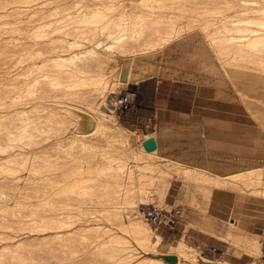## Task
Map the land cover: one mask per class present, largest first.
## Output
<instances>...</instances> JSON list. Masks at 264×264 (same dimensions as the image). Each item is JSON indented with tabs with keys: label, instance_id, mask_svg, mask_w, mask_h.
I'll return each mask as SVG.
<instances>
[{
	"label": "bare ground",
	"instance_id": "bare-ground-1",
	"mask_svg": "<svg viewBox=\"0 0 264 264\" xmlns=\"http://www.w3.org/2000/svg\"><path fill=\"white\" fill-rule=\"evenodd\" d=\"M33 1L0 0V19L5 15L6 17L13 15L12 28L15 27L14 31L10 32L13 36L3 40L4 44L10 47L0 49V81H9L0 83V201L7 209V213L8 210L14 213L18 211L16 218L27 217L24 215L25 212L17 216L19 211L25 210L27 206H32L30 209L32 213L34 207L46 212L49 210L47 208L55 207V210L63 212L49 215L42 212V215H36L38 213L26 211L29 218L24 224L21 221V227L17 226L19 231L12 233L0 230V264H28L29 260L30 262L38 260L37 263H41L38 258L36 259V254L34 255L37 247H31L30 244L37 242L41 246V243H48L54 239L60 241L57 243L59 244L57 250L68 259V264H226L207 259L181 238L171 242L165 252H162L160 248L162 237L142 215V217L137 215L135 207L139 198L136 199L134 194L136 192L145 194L147 189L155 185L157 179L173 177L180 178L186 183H193L196 186L195 193L199 192L201 187L208 188V193L212 189L244 191L247 198L243 208L241 207L238 224L236 225L234 219L230 218L226 232L228 237L233 233H242L248 223L264 224V168L249 167L221 174L160 156L155 136L141 135L137 131L117 125L113 115L105 112L106 109H109L108 112H114L112 101L118 87L126 88L129 82L139 83L146 74L160 71L150 63L134 64L138 56L145 53L142 49H154L155 45L167 42L166 40L170 38L168 35L174 33L172 29L176 23L175 17L165 12L166 8L172 9L168 3L164 5L168 0H139L145 8L132 9L135 13L132 17L130 15L125 17L124 10L112 4L77 7L73 13L61 17L49 16L50 19L45 23L32 22L33 25L29 26L34 30L28 31L26 26L28 17L17 14L36 12L38 8L33 6ZM51 1L47 0L46 3ZM156 2L163 4L156 7ZM249 4L248 0H244L241 12L243 9L250 11L253 8L264 11L261 3L251 7L247 6ZM114 11L119 14L109 15ZM157 11L161 14L159 15ZM51 12L57 15L58 7L54 6ZM51 12L48 11V15ZM156 13L158 16H155ZM42 16L47 18L45 14ZM260 17L257 18V22L250 16L239 19V22L247 24L244 27L240 24L237 29L236 27L232 29L234 27L232 23V28L227 27L230 26L227 22L228 25L223 27L227 33H221L219 30V33H215L219 36H214L213 31L203 32L205 43L214 48L213 57L215 56L221 63V67L214 70L219 74L222 68L221 72L233 79L245 77L239 82L264 94V14ZM39 19L41 21L38 17L37 20ZM234 22L236 23V20ZM253 22L257 25L256 29L251 28ZM8 23L6 24H11ZM208 24L201 26L203 29L210 27V24L214 26L213 22ZM229 30H234L233 32L237 30L236 33L239 34L230 35L232 32H228ZM115 49L119 53L122 52L119 57L118 54L111 55L105 52L106 50L112 52ZM43 52L47 55L42 56ZM193 57L196 56L192 55ZM179 64L182 66L184 63ZM134 66L137 68L136 71H133ZM120 73L124 76V82L119 79ZM258 106L264 109V105ZM96 131H100L101 135H107V141L112 140V143L117 141L119 146L113 143L116 147L113 145L114 148L108 150L111 145L108 142L105 144L108 147L92 144L93 142L87 143L86 137L95 134ZM50 136L54 137L55 141L52 144L55 142L57 149L65 150L62 147H65L68 141L78 142V147L83 151L93 150L94 164L85 165L86 167L70 165L72 167L70 169L68 167L67 175L65 173L61 177H53L42 174L37 179L38 174L35 173H44L40 163L46 160L43 159L45 153L48 151L53 153L44 149L50 146L51 142L47 146L40 145L41 138L47 139ZM150 137L156 139L157 147L152 151H146L142 142ZM69 147L74 148L73 144ZM78 151L76 154L71 152L80 155L81 153L77 154ZM53 154L51 156L50 153V157H54ZM59 156L56 159L59 160ZM129 159H132L134 164L130 165ZM73 161L75 162V159ZM56 164L58 166L60 162ZM45 169L48 170L49 166ZM34 179L38 182H34ZM169 184L167 186L166 182L162 181L161 188L156 187L161 196H166L164 194ZM36 187L42 190L35 194L32 200L26 189L31 191ZM208 193H205L204 197L209 195ZM145 198L141 197L139 202L146 203ZM72 209L76 212L69 211ZM1 218L7 219L5 216ZM2 223L0 221V226L4 224ZM2 227L0 228H6ZM14 227L13 230L16 229ZM135 245L149 255L139 256ZM249 245L239 253L240 264H255L256 256L261 253L260 242L252 240ZM55 249L53 246V250ZM48 254L50 255L49 252ZM162 254L171 255L168 256L171 261L159 257ZM54 256L50 258L54 259ZM174 256L178 258L177 261L173 260ZM60 257L62 256L58 258Z\"/></svg>",
	"mask_w": 264,
	"mask_h": 264
},
{
	"label": "rangeland",
	"instance_id": "rangeland-1",
	"mask_svg": "<svg viewBox=\"0 0 264 264\" xmlns=\"http://www.w3.org/2000/svg\"><path fill=\"white\" fill-rule=\"evenodd\" d=\"M54 1L52 0L51 3H46L47 0H34L33 6L39 9V11L37 9L36 11L37 13L36 12L32 13L30 11H27L26 13L17 14L21 16L25 15V18L28 17L26 18V20L28 19L29 21V22L27 21L29 24H27L26 22L28 31L30 29H31L30 31L34 30L33 28H30L31 26H29L32 24V22L35 24L45 23L47 20L50 19V17L51 18L56 17V16L61 17L64 15H67L70 12L73 13L75 8L77 7L101 6L102 3H105L103 5L112 4L114 6H117L123 9L124 10L123 15L125 17H129V15L130 17H132V15L135 16V13L132 11V9H137L138 7L145 8V6L139 0H82V1L81 0L79 1L78 0H54ZM243 1L244 0H183V1L182 0L181 1L180 0H170V1L168 0L166 1V3H164V5L168 3L169 6L171 5L170 7H172V9L166 8L165 12L170 13L171 15H173V17H175L176 23H175L174 28L172 29V31L175 34L172 33L171 36L168 35L171 39L167 36L169 38L168 40H166L167 42L164 41L165 43L163 42L161 44L155 45L154 49H151V50L142 49V52L144 51L145 53H142L138 56V58L136 59L137 61L135 62L134 65L138 63H150L155 68L160 70L158 72L151 73L150 75L146 74L144 78H142L141 81H143L144 79H147L148 77L149 78L151 77L152 78L151 81H154V79H160V80H166V81H181L185 83L183 84L180 82L178 84H172V85L163 84L162 85V93L169 94V95L171 94L173 95L176 89L181 90V89H185V87L189 88V92H188L189 95L186 98L185 105L182 106L180 101L172 100V98H171L172 101L168 100L166 102L165 101L158 102V104L160 105H157V107H160L162 109H169V108L174 109L176 107L182 108L183 110L182 114H177V113L173 114L167 111H161L156 116V118H152V115L150 113H147V116H151V118L145 117L144 119L142 118L143 116H141L140 121L137 122L132 118L131 113L121 112L117 108H113L115 109L113 112L114 114L111 113L110 111L108 112L109 109H106L105 112L107 114L113 115L114 122L117 123V125L124 126L132 131H137V133L141 135L155 136L159 142L158 155L160 156H165L167 158L179 160L190 166H198L202 168H207L209 170H212L213 172H217L221 174L231 173V172L243 170L249 167L264 168V109H261L258 106L261 104L264 105V94L260 91L247 88L246 86H244L242 83L239 82L240 80H243L245 77L233 79V78L228 77L223 71L221 72L222 68H220L219 74L216 70H214L216 69V67L219 68L221 63L217 61L215 56L213 57V54L215 55V51H213L214 48L213 46H209V44L205 43V39H204L205 32H203V31L209 30L211 32L212 31L214 32L213 33L214 36H219V34L215 35V33L216 32L219 33V30L221 31V33H227L226 32L227 30H225L224 32L225 28L223 27L227 26L228 23L230 24V26H227V27H231V23L233 24L232 27L233 26L234 27L233 28L231 27L232 29H234L235 27H236L235 29H237L238 26H240V24L242 25V27H244L247 23L245 24L243 22H239L238 20L246 19L244 17L248 18L249 16L254 18L255 20L254 22H257L258 20L257 18L262 16L264 14L263 13L264 11L263 12L257 11L256 9L253 8L250 11H247L248 9L246 10L243 9L244 11L241 12V8H243L241 7L243 6L242 5ZM248 1L250 4L247 6H250V7L251 5H257V4L259 5L260 3L261 5L263 4L264 6V0H248ZM36 3H38L39 5H37ZM159 4L162 5L163 3L156 2L155 3L156 7H158ZM54 6L58 7V12L56 13L57 15H55L54 12H51ZM41 11H43L42 13L45 14V16L47 17L46 19L44 16H42L43 14L41 13ZM48 11L51 12L49 13V15H48ZM157 13L161 14V12H158V11ZM157 13L155 14V16H158ZM118 14L119 12L117 11L109 13V15H114V16H117ZM177 14L179 16H177ZM6 16L7 15L3 16L0 19V31H1L0 32V41H1L0 49H3L4 47H10V45L4 44L3 40L6 37L7 38L12 37L13 34H11L10 32L14 31L15 29V27L12 28L14 26L12 24L14 21V16L11 14L10 16L8 15V17ZM37 16L41 18V21L40 19L37 20L38 19ZM234 20H236V23L234 22ZM1 21L4 23L6 21H7L6 23L10 22L12 25L11 24L7 25L6 23L5 24L3 23V25H1L2 23ZM207 21H209L208 23L213 22L214 26L210 24V27L208 26V28L203 29L204 27L202 28L201 24L203 26H205V24L209 25ZM224 21L226 22L223 23ZM193 22L194 24H192ZM237 22L239 23V25ZM254 22L253 24H251L253 25L251 28L256 29L257 25ZM21 24L22 26L24 25V23H21ZM215 27L217 30L215 29ZM6 29L8 31L7 33H10V34L6 33ZM233 31L229 30L228 32H232V33H229L230 35L239 34V33H236L237 30H235V32ZM14 35L19 36V34L17 35L15 33ZM142 48L144 47L142 46ZM105 52L108 54L111 53V55L113 53L118 54V57H119V54L120 55L122 54L121 51L119 53L116 49L115 51H112V52L111 51L108 52L107 50ZM45 55H47V53L43 52L42 56H45ZM192 55L196 57L192 58ZM180 62L184 64L180 66L181 65L179 64ZM136 70L137 68L136 66H134L133 71H136ZM212 70L215 71L214 72L215 74L213 73ZM119 79L123 81L124 79L123 74L121 73L119 74ZM6 81L3 80V81H0V83L6 82ZM141 81H139V83ZM136 84L138 83L129 82L126 85V87L129 90H134L135 89L134 87H136L135 86ZM194 95H195V102L193 103L192 96ZM250 97L251 98L254 97V98L251 99ZM136 102H137V99H136ZM92 138L94 139L93 141H92ZM41 139H42L41 140L42 142H40L41 143L40 145H43V146L44 145L47 146V144L51 142L49 143L50 146L48 145V147H44V149L46 150V152L47 150H51L53 151L54 154L50 151L47 152L48 154L45 153L46 156L44 155L45 158L43 157V159L48 160L47 161L48 163L45 162L46 160H43V163H40L41 161L39 162L38 160V162L42 164L41 167L44 173L42 172L35 173V175L38 174L36 178L41 177L42 174L50 175L53 177H57V176L61 177L63 174L65 175V173L67 175L68 173L67 171L72 166L80 165V166L86 167L87 165L94 164V163L92 164L93 155H94L93 150L92 151L89 149H86L84 151L81 150V148L78 147L79 145L78 142L70 143L66 141V143L68 144L69 143L73 144V147H74L73 149H75V147L77 146L75 149V150L79 149V151L77 150L78 151L77 154L81 153L82 155L81 154L75 155L77 151L73 150L71 147H69L70 144L68 145L65 142H64L65 147H62V148H65V150H62L60 148L57 149L56 147L57 145L55 144V142L54 144H52V142L55 141L53 136L52 137L50 136L47 139H44V138H41ZM107 139H108L107 135L105 134L101 135L100 131H96L95 134L86 137L85 141L87 143L93 142L92 144H97V145L101 144L100 146H103V147H108V145L105 146V144L109 143L111 145L108 147V150H111L112 148H114L115 145L117 147L119 146L117 141H116L117 144L115 141H113V143L115 144L114 145L112 143V140L107 141ZM53 146H55L56 148ZM69 149L75 154H73ZM66 150H68V152L72 154H68ZM57 151H60V152L58 153ZM63 151H64V154H63ZM50 153H51V156L53 154L54 157H50ZM66 153L67 155L65 156ZM59 154H61L62 156L61 155L59 156ZM47 155H49L48 158H47ZM57 155L59 156V160L56 159L58 158ZM70 155H72L71 160L69 159ZM74 159H75V162L73 161ZM98 159H100V157ZM53 160L55 161L54 163H53ZM68 160H70V163ZM58 161L60 162V164ZM64 161H65V164H64ZM44 162L45 164H47L46 166H43L45 165ZM128 162L130 163V165L134 164L132 159H129ZM56 163H58L59 165L57 166ZM40 164L37 163V165L39 166ZM70 165L72 166L70 167ZM48 166H49V169L48 170L45 169V168H48ZM50 166H52L51 168L53 169H51ZM55 167H56V170L58 169L57 171L55 170ZM54 173H57V174H54ZM162 181L166 182L167 186L170 183L169 187H166V193L164 194L166 195L165 197L161 196L159 189L156 188V187L161 188ZM34 182L37 183L38 180L34 179ZM34 188H32L31 191L30 189L29 190L26 189L27 191L26 193L30 195V198H33L32 200H34L35 194L40 193L42 190V188L41 189H37V187L36 189ZM195 188L196 186L193 183L183 182L182 179L177 178V177H173L170 179L166 178L163 180L160 178V179H157V181L155 182V185H153L151 188L145 191V194L141 192H136L134 194V197H136V199L138 198L140 199L141 197L145 196L146 203H154L168 211H171L176 216L177 220H180L181 222L185 224V228L196 227V229L198 228V229L205 230V231H210L208 229H212L213 227L215 229L217 228L218 232L214 233V237H219V239L223 241V245H225V247H218L216 244L211 245V246L210 245H198L197 246V245H192L189 242L185 241L188 245L194 247V250L197 253L199 252L207 259L216 261L218 263L240 264L239 253L243 250L245 246L246 247L250 246L249 244H250V241L252 242V240L260 242L261 250L264 249V239H263V236L260 234V230L257 228V227H263L264 224L253 225L252 223H248L243 228L242 233H238V232L233 233L232 236H228V237L227 235H225L226 229L229 226L228 222L231 221L230 218L234 219V222L236 223V225L238 224V220H239L238 218L240 216L239 214H241L242 212L241 207L243 208L245 199L247 198L246 193L244 191H235V190H230V189H212L210 190L211 192L208 193L207 191L209 190L208 188L201 187L200 191L195 193ZM153 189H155V191ZM32 190L34 194L32 193ZM205 193H208L209 195H205L204 197ZM6 197H7V194H6ZM139 199L137 200L135 209H136V213L138 212L137 215L139 214L138 216L142 217L138 208L141 206V204H145V203H140ZM1 203L2 202L0 201V204ZM4 207L5 206L3 204L0 205V212H1L0 221L1 223L2 222L4 223L5 221H7L4 224L2 223L3 224L2 226L4 227L6 226V228L4 229L0 228V230L6 231V232H12V233L19 231L18 228L21 227L22 223L24 224L25 222H27L29 218L28 216L29 213L28 214L26 213L32 211L30 210L32 206L31 207L27 206V208L25 207L26 208L25 210H21L19 211L20 213L17 214L18 216V215H22V213L25 212L24 215H27V217L23 216L24 218L23 217L16 218V213L18 211H15L16 213H14V211L12 212L8 210V213H7V209H5ZM34 208H35L33 209L34 212L38 213L36 215H42V212L45 215L63 212L62 210L59 211V209L55 210L56 209L55 207L47 208L49 209L48 212H46V210L44 211L41 210V208H38V209L36 207ZM37 211H39L40 214ZM51 211H54V212H51ZM69 211L73 213L76 212V210L74 209L69 210ZM11 214H14V215L10 216ZM1 216H5L7 219H2ZM15 219H16V222H15ZM17 220H18V223H17ZM9 225H11V227L15 226L16 229L14 227L15 230H13V227L11 228ZM18 225L19 227H17ZM7 227L8 228L10 227L11 229L10 228L8 229ZM161 228H164V227H159L156 230V232L161 233L162 232ZM162 234L164 233L162 232ZM55 240L56 239H54V241L53 240L49 241L50 244L48 241H47L48 243H41L42 248H40L41 247L39 245L40 243L32 242L30 244L31 247L34 246V248L36 247L40 248V249L36 248L34 255L36 254L35 255L36 259L38 258L40 260L39 262L41 263H37L38 260H36V262L35 260L31 262L29 260L27 261L28 264L29 263L30 264L31 263L42 264V262L44 264H59V262H61L60 264H68V259L66 257H63V254L60 255L61 253L57 250V247L59 246V244L57 243H59L60 241L58 240L59 241L58 242L57 240L56 241ZM174 241L175 240L174 239L172 240V238L163 237L161 241V247H160L162 252H165V250L167 249V246L171 242H174ZM51 242L52 243L56 242V244L55 243L52 244ZM220 243L222 242L220 241ZM52 245L56 248L55 250H53ZM134 248H136V251L138 250L137 251L138 255L140 254L139 256L141 257L149 255L148 253H145L137 245H135ZM46 252L47 253L49 252L52 257L49 254L47 255ZM54 253L56 254L55 256H58V255L62 256L60 257L61 259L58 258L59 256L55 258ZM260 254L261 253H259V256H256L255 261H254L255 264H259ZM44 255L46 259L48 258V256H50L51 258H53L54 256V259H51L49 257V259L51 260L49 259L46 260ZM168 256H171V255H165V254L159 255V257L161 258L164 257L163 259H165L166 261H171V258ZM174 258L173 260L175 261L178 260L176 256H174Z\"/></svg>",
	"mask_w": 264,
	"mask_h": 264
},
{
	"label": "crops",
	"instance_id": "crops-1",
	"mask_svg": "<svg viewBox=\"0 0 264 264\" xmlns=\"http://www.w3.org/2000/svg\"><path fill=\"white\" fill-rule=\"evenodd\" d=\"M152 78L148 77L147 79H144L140 83L136 84L134 87L135 89L132 91H135L137 93V102H136V109H135V114H138V116H143L142 118L145 119V117L151 118V116H147V113H150L152 115V118H156V116L161 112V111H167L170 113H177V114H182L183 110L182 108H169V109H162L160 107H157L158 102H163V101H180L181 105H185L186 103V98L189 95V88L181 89L178 90L176 89L173 93V95L169 94H163L162 93V85L163 84H178L181 81H166V80H160V79H154V81H151ZM185 84L184 82H181ZM193 100L192 102H195V95L192 96ZM172 98V100H171ZM152 103V105H151ZM166 104V103H165ZM162 105V104H161ZM157 139V138H156ZM155 139V140H156ZM157 143L158 139H157ZM228 228V227H227ZM260 230V234L263 236L264 239V226L263 227H257ZM162 232L160 233L161 237H167V238H172L174 240L177 239H184V241L189 242L192 245H217L218 247H225L223 245V241L219 239V237H214V233L218 232L217 228L215 229L214 227L212 229H208L210 231H205L201 229H196V227H187L185 228V224L181 222L180 220H177V223L172 226V227H164L161 228ZM175 230V231H174ZM227 232V229H226ZM225 232V235H226ZM254 232V231H253ZM183 237V238H182ZM220 241L222 243H220Z\"/></svg>",
	"mask_w": 264,
	"mask_h": 264
},
{
	"label": "built area",
	"instance_id": "built-area-1",
	"mask_svg": "<svg viewBox=\"0 0 264 264\" xmlns=\"http://www.w3.org/2000/svg\"><path fill=\"white\" fill-rule=\"evenodd\" d=\"M137 93L135 91L126 88H118L117 92L114 94L112 104L114 108L119 109L121 112H129L132 114V118L139 122L140 116L135 114ZM140 214L145 218V220L154 227L158 229L159 227H172L177 223L176 216L154 203L141 204L138 208ZM260 262L264 264V249L261 250Z\"/></svg>",
	"mask_w": 264,
	"mask_h": 264
},
{
	"label": "water",
	"instance_id": "water-1",
	"mask_svg": "<svg viewBox=\"0 0 264 264\" xmlns=\"http://www.w3.org/2000/svg\"><path fill=\"white\" fill-rule=\"evenodd\" d=\"M142 145L146 151H152L156 149L157 144L153 137H150L142 142Z\"/></svg>",
	"mask_w": 264,
	"mask_h": 264
}]
</instances>
